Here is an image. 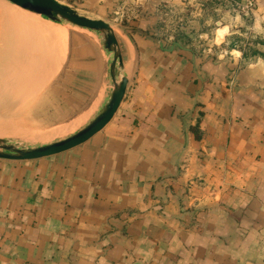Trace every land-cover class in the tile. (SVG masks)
Here are the masks:
<instances>
[{
	"label": "crops",
	"instance_id": "obj_1",
	"mask_svg": "<svg viewBox=\"0 0 264 264\" xmlns=\"http://www.w3.org/2000/svg\"><path fill=\"white\" fill-rule=\"evenodd\" d=\"M58 1L113 27L127 90L83 145L0 160V264H264V0L248 17L203 0ZM0 29L3 48L20 27ZM236 35L255 52L225 47ZM92 36L62 38L65 121L111 91Z\"/></svg>",
	"mask_w": 264,
	"mask_h": 264
},
{
	"label": "rangeland",
	"instance_id": "obj_2",
	"mask_svg": "<svg viewBox=\"0 0 264 264\" xmlns=\"http://www.w3.org/2000/svg\"><path fill=\"white\" fill-rule=\"evenodd\" d=\"M1 21H10L20 29L16 30L15 37L10 33L11 38L3 48L0 29V69L7 65L0 77H4L0 81V139L10 140L20 148L38 147L80 130L94 116L90 117L89 112L79 119H61L56 114V106L64 101L56 97L59 98L63 90L57 81L66 51L63 36L71 29L91 32L52 22L4 0H0V24ZM166 22L171 25L175 21L167 19ZM169 29L171 33L174 28ZM92 37L98 40L95 34ZM48 68L53 70L47 72ZM50 91H53L51 97Z\"/></svg>",
	"mask_w": 264,
	"mask_h": 264
},
{
	"label": "water",
	"instance_id": "obj_3",
	"mask_svg": "<svg viewBox=\"0 0 264 264\" xmlns=\"http://www.w3.org/2000/svg\"><path fill=\"white\" fill-rule=\"evenodd\" d=\"M7 3L41 16L52 22H63L69 26L95 32L100 45L108 55V75L111 91L103 106L88 123L72 135L38 147H18L10 140L0 139V160L31 161L49 158L65 153L88 142L100 133L114 118L127 90L128 80L119 76L122 56L113 27L106 21L81 14L72 6L58 0H4Z\"/></svg>",
	"mask_w": 264,
	"mask_h": 264
},
{
	"label": "trees",
	"instance_id": "obj_4",
	"mask_svg": "<svg viewBox=\"0 0 264 264\" xmlns=\"http://www.w3.org/2000/svg\"><path fill=\"white\" fill-rule=\"evenodd\" d=\"M206 3L214 5V6H220L222 8H232V2L227 1V0H210V1L206 2ZM175 39L177 41H178V39L179 40L183 39V37H182V35L180 34L179 31L176 32ZM254 40L255 39L243 38L241 35H239V36L236 35V36H233L231 40H229V42L225 45V47L237 48L242 53V55L244 57H247V56H249V55H251V54H253L255 52V49H254V46H253ZM192 42L193 41H190V42L188 41V43L184 42L183 45H187L189 48L195 49L196 51H198V50L202 51L203 47L201 46L200 41H197V44H196L197 46L196 45L193 46ZM200 48H201V50H200Z\"/></svg>",
	"mask_w": 264,
	"mask_h": 264
},
{
	"label": "built area",
	"instance_id": "obj_5",
	"mask_svg": "<svg viewBox=\"0 0 264 264\" xmlns=\"http://www.w3.org/2000/svg\"><path fill=\"white\" fill-rule=\"evenodd\" d=\"M210 0H203L206 3ZM232 2V10L238 14L248 17L255 8V0H227Z\"/></svg>",
	"mask_w": 264,
	"mask_h": 264
},
{
	"label": "bare ground",
	"instance_id": "obj_6",
	"mask_svg": "<svg viewBox=\"0 0 264 264\" xmlns=\"http://www.w3.org/2000/svg\"><path fill=\"white\" fill-rule=\"evenodd\" d=\"M74 29H75V28H74ZM89 32L95 34V32H93V31H89ZM95 35H96V34H95ZM8 56H9V55H8ZM0 58H1V57H0ZM6 58L8 59L9 57H6ZM2 60H4V59H2ZM0 61H1V59H0ZM7 61H8V60H7ZM9 62H10V60L8 61V63H9ZM1 63H2V62H1ZM4 63H5V62H4ZM2 65H3V63H2ZM6 66H7V65H6ZM6 66H5L3 69H0V77H1L2 74L4 75L3 72H4V69L6 68ZM2 78L4 79V77H2ZM2 78L0 79V81H1V80L3 81ZM0 83H2V82H0ZM0 86H1V85H0ZM87 122H88V121H87ZM87 122H86V123H87ZM86 123H85V124H86ZM85 124H84V125H85ZM84 125H83V127H84Z\"/></svg>",
	"mask_w": 264,
	"mask_h": 264
}]
</instances>
